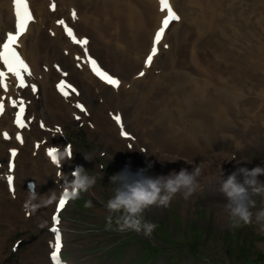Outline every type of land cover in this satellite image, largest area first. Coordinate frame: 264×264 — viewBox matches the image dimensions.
<instances>
[{
	"label": "bare ground",
	"instance_id": "1",
	"mask_svg": "<svg viewBox=\"0 0 264 264\" xmlns=\"http://www.w3.org/2000/svg\"><path fill=\"white\" fill-rule=\"evenodd\" d=\"M28 1L34 19L18 41V48L32 73L27 81L36 86L35 95L49 121L64 123L69 117L79 115L74 104L80 96L100 99L103 109L99 105L97 109H87L94 121L95 133L104 140L101 141L104 146L123 150L122 141L114 136L118 133L116 125L103 115L105 107L117 109L122 104L127 120L131 119L128 127L136 134L135 145H145L149 153H156V159H163L166 154L170 172L183 166V159L194 164L200 161L205 165L200 182L213 195L218 193L216 184L206 177L218 174L220 168L227 176L237 167L248 164V161L242 166L237 164L238 157L236 161H221L232 157L229 144L239 146V157L249 147L251 150L264 148L263 101L249 97L254 93L257 98L260 91L264 92V0H169L180 17V24L169 25L157 46L158 53L147 67L145 60L151 51L153 33L166 14L160 11L158 0ZM54 3L56 10L51 13L50 5ZM73 11L76 19L72 18ZM60 19L72 28L77 39L90 37L85 46L88 53L100 58L101 64L120 78L116 91L92 77L83 55L85 47L65 37L64 27L56 23ZM13 27L12 0H0V42ZM237 30L236 50H230L229 43L234 42L232 34ZM166 43L170 46L167 52L164 51ZM213 59L223 62L208 74L211 68L206 66ZM64 70L79 83V97L69 94L62 98L56 93L53 78ZM209 78L213 79L212 83ZM7 85V92L0 89V101L9 97L24 98L26 94L28 113L35 120L38 106L35 97L29 91L24 93L16 88L11 80ZM252 115L261 124L251 120ZM126 122V118L122 119L123 126H127ZM248 124L246 129L242 128ZM4 132L10 137L17 133L8 111L0 119V174L6 147L18 151L19 147L11 173L15 187L24 178L37 179L43 194L54 190L47 181L55 175L48 158L41 160L32 147L31 150L25 147L36 144L38 136L47 139L46 142L50 138L58 140V136L36 133L31 126L29 132L23 131L21 147L13 139L4 143ZM24 149L30 151L29 155L32 153L31 157H26ZM5 175H8L7 167ZM40 190L36 192L39 194ZM10 197L8 191L6 195L0 194V233L11 232V227L21 219L17 210L22 206ZM26 198L25 193L21 200ZM41 207L44 211L45 206ZM6 238L0 237V251ZM38 264H46L44 255H38Z\"/></svg>",
	"mask_w": 264,
	"mask_h": 264
},
{
	"label": "rangeland",
	"instance_id": "2",
	"mask_svg": "<svg viewBox=\"0 0 264 264\" xmlns=\"http://www.w3.org/2000/svg\"><path fill=\"white\" fill-rule=\"evenodd\" d=\"M85 98L86 106L97 109L95 100ZM121 111L127 124L130 123L131 119L127 120L125 109ZM38 112L46 121L42 108H39ZM78 124L68 120L63 125L66 135L74 141L76 158L66 164L65 175L69 174L76 160H81L82 167L96 177V184L79 196L84 197L86 202L79 200L76 205L71 204L64 215L65 259L72 264H131L135 246L128 245V248L119 251L118 256L112 255L111 249L122 243L123 238L119 235L115 238L109 237V234L103 232L104 227L117 230L119 227L114 218L109 223L107 208L98 202H107L112 187L109 177L122 169L127 167L130 173L144 169L147 175H166L170 172V163L166 154L162 156L163 159H156V153H140L137 148L131 152L124 146L123 150L110 149L103 145L100 137L91 134L88 123H81V126ZM229 147L232 149L235 146L229 144ZM230 153H233V150ZM242 156V160L250 159L253 162L252 167H255L254 163L264 164V149L247 150ZM84 157H87V160ZM102 163L105 164L104 172L99 168ZM184 164L181 168H187L189 171L194 167L192 163ZM48 182L51 185L53 180ZM53 186L54 183L52 188L58 193ZM1 188L4 189L3 184ZM253 199L256 208L264 207V196H255ZM225 203L222 194L218 192L213 195L209 188L202 186L201 191H197L187 200L177 194L168 207L152 206L146 210L145 219L160 225L162 230L154 234V237L145 239L160 250L156 264H246V259L252 261L250 264H264V232H261L255 223L232 226L224 209ZM53 204L46 206L44 211L34 210L26 223L28 225L18 221L11 227V232L1 231L0 237L7 238L1 245L0 252L4 258L0 264H38V255L41 254L44 255L45 261L47 260V242L50 239L47 227ZM119 232L123 236L127 234L133 241H137L135 237L140 236V233L130 229ZM18 239L22 240L23 244L16 254H12L10 247Z\"/></svg>",
	"mask_w": 264,
	"mask_h": 264
},
{
	"label": "clouds",
	"instance_id": "3",
	"mask_svg": "<svg viewBox=\"0 0 264 264\" xmlns=\"http://www.w3.org/2000/svg\"><path fill=\"white\" fill-rule=\"evenodd\" d=\"M71 158L69 150H59L57 153V165ZM87 160V157H84ZM178 160V159H176ZM173 160V161H176ZM235 160V157H226L221 161ZM167 160L165 159L164 162ZM240 160L236 161L240 164ZM149 167L151 165L149 164ZM204 164H196L189 171L181 168L179 171H171L166 175H147L144 169L136 173H130L128 168L109 177L112 186L110 196L106 202L109 212L108 221L112 222L115 214V222L119 230H134L143 232L145 236H151L157 225L147 221L144 213L152 206L168 207L177 194L187 200L197 191L202 190L200 177L204 171ZM69 175L73 179H69ZM264 175V164L252 167H237L233 172L225 176L219 169L218 174H213L206 179H211L216 184L217 191L225 198L224 206L232 226L241 223L249 225L255 223L261 232H264V207L256 208L255 196H264V182L258 179ZM61 191L58 194L51 190L45 194H38L34 185L29 186L28 195L24 207L28 210H36L41 206L52 205L61 196L67 200L79 198L80 193L88 191L96 184V177L82 166H76L70 174L62 175ZM255 209V210H254Z\"/></svg>",
	"mask_w": 264,
	"mask_h": 264
},
{
	"label": "snow or ice",
	"instance_id": "4",
	"mask_svg": "<svg viewBox=\"0 0 264 264\" xmlns=\"http://www.w3.org/2000/svg\"><path fill=\"white\" fill-rule=\"evenodd\" d=\"M159 5H160V10L162 12L166 10L167 14L164 16L163 20L161 21V26L154 34L151 51L147 55V58L145 60L146 67L152 63L153 57L157 54L158 52L157 45L162 40L165 30L168 28L170 22L177 21L180 19V17L174 12L173 8L169 4V0H159ZM12 6L15 16V30L14 32L9 31L6 34V38L2 42H0V66L6 69V71H0V88H3L5 91H7L8 88V85L6 83L7 74L10 73L12 76L15 77L17 86L19 88H25L27 86L25 80V74H27L28 76H31L32 74L29 65L22 59L17 49L19 47V43H18L19 38L26 32L29 23L33 21L34 17L32 15V12L30 11L28 0H12ZM50 7L53 10H55V4L50 5ZM72 18L76 19L75 11L72 12ZM56 23L64 27L65 33L72 40L73 43L79 44L81 47H85L88 44L87 39H77L76 35L73 33L72 28H70L67 24H65L64 20L62 19L57 20ZM164 47H167V45L165 44ZM84 56L87 58L85 62L90 64L91 70L96 76H98L102 81L113 87H119L120 84L119 80L115 79L113 76L109 75L108 73L102 71L97 64V61L88 55L86 47H85ZM79 59L80 57H77V60ZM57 71H60L58 67H57ZM62 74L67 75V73H62ZM139 75L143 76L144 73L141 72ZM56 87L60 91V93L65 97L68 96V92L66 91V89L70 88L71 91L74 93L77 91L70 84H67L65 80H60V82L57 84ZM31 90L33 93L37 91V88L34 84L31 85ZM9 102L14 108H18V110L15 113L14 123L20 129L26 128L27 123L24 115L26 110L25 101L23 99H20L19 101L15 99H10ZM75 107L80 109L81 112L86 111V109L82 104L77 103ZM3 112H4V103L0 101V114H3ZM77 119H79V117H77ZM114 119L118 125L121 124L120 116H115ZM41 127L42 128L44 127L43 123L41 124ZM55 131L59 133L60 129L57 127ZM120 134L121 136H127V133L123 130V128L121 129ZM3 137L5 140L9 139L8 133L7 132L3 133ZM15 139L20 143H23V138L20 133L16 134ZM37 147H39V145H37ZM56 151L57 150L55 148H48L47 150V155L49 156L53 164L57 163V157L54 154ZM10 155L12 158H15L17 156V150L15 148L11 149ZM13 167L14 164L12 161H10L7 164L8 170L11 172ZM6 179L9 190H12L13 182H14L13 176L8 175ZM67 203L68 200L64 196H61L58 201V204L56 205L55 213L51 217L52 226L50 230L54 236V247L53 250L51 251L50 258L53 261V264H59L58 258L62 248L61 231L58 227V225L60 224L59 213L61 212L62 209L65 208Z\"/></svg>",
	"mask_w": 264,
	"mask_h": 264
}]
</instances>
